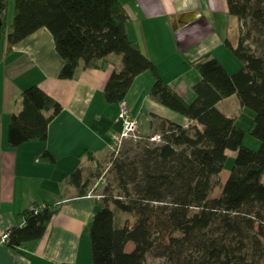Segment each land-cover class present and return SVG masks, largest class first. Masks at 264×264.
<instances>
[{"label": "trees", "instance_id": "trees-1", "mask_svg": "<svg viewBox=\"0 0 264 264\" xmlns=\"http://www.w3.org/2000/svg\"><path fill=\"white\" fill-rule=\"evenodd\" d=\"M227 2L229 15L242 26L237 41L226 39L225 46L243 67L232 75L216 58L197 63L200 81L193 87L195 100L188 103L129 39V17L120 0H16L0 62L20 42L46 28L64 61L59 79H74L80 69H101L110 55H119L121 67L104 90L108 104L126 100L135 78L150 71L155 78L150 97L191 120L188 127L162 121L159 133L144 136L145 142L125 144L144 149L147 162L140 175L137 169L130 173L133 162L122 156L113 160L110 170L122 195L115 197L107 186L100 199L102 209L90 228L92 264H146L150 254L168 264H264V52L256 51L264 46V0ZM235 95L242 109L256 115L251 134L261 142L258 151L243 146L245 131L237 125L238 117L218 108ZM62 110L39 86L27 88L10 121L9 145L47 140L49 126ZM157 119L153 115V125ZM154 135L164 144L150 149ZM229 151L235 152L230 174L219 196L210 198L211 179L223 171ZM87 153L88 160L98 164L93 153ZM38 159L57 161L48 150ZM158 163L173 166L154 169ZM99 176L100 169L87 178L77 169L65 182L85 195ZM60 209L61 204L34 203L21 213V224L7 232V245L18 250L42 239ZM166 233L168 244H158Z\"/></svg>", "mask_w": 264, "mask_h": 264}, {"label": "crops", "instance_id": "crops-1", "mask_svg": "<svg viewBox=\"0 0 264 264\" xmlns=\"http://www.w3.org/2000/svg\"><path fill=\"white\" fill-rule=\"evenodd\" d=\"M120 2L129 17V39L186 102L196 98L193 87L200 81L197 63L216 58L230 74L243 67L225 46L226 39L237 41L231 36L237 18L229 15L227 0ZM15 3L0 0V53L14 20ZM180 21L186 24L179 26ZM63 65L46 28L20 42L0 62V264H92L90 228L102 205L92 189L80 195L65 180L77 169L84 172L93 164L87 152L100 161L110 150V134L122 131L120 104H108L104 98L110 76L121 67V56L110 55L101 69H80L70 80L59 79ZM154 82L150 71L137 76L126 98L141 134L159 133L162 121L190 126L191 120L150 97ZM33 85L57 100L63 110L50 124L47 140L13 148L9 145L10 121L20 110L23 91ZM228 99L218 108L236 117L220 108ZM153 115L158 118L154 125ZM45 150L56 157L55 164L38 159ZM34 203L40 207L61 204V209L42 239L14 250L2 242V236L21 224V213Z\"/></svg>", "mask_w": 264, "mask_h": 264}, {"label": "rangeland", "instance_id": "rangeland-1", "mask_svg": "<svg viewBox=\"0 0 264 264\" xmlns=\"http://www.w3.org/2000/svg\"><path fill=\"white\" fill-rule=\"evenodd\" d=\"M236 25H237V29H235L234 32L231 33V36H234V38H236V40H237L239 37V34H240L239 33L240 26H242V24L239 22L238 19H237ZM245 28H246V26L243 28V30ZM234 33H235V35H233ZM227 51L229 52V50H227ZM256 51L259 54L261 52H264V46L260 49L258 48V50H256ZM230 55H232V54H230ZM232 57H234V56L232 55ZM236 61H238V60H236ZM239 71H237V72H239ZM237 72H235V73H237ZM235 73H233V74H235ZM220 108L222 110H224L225 112H227V114H229L231 116H237L238 117L239 126L245 131V138H244L243 146L252 150V151H258L261 147V142L251 134V131L254 129V122H255V117H256L255 113L248 108L242 109L240 106V102L238 100V97L236 95L232 96V97H230V99L226 100V102H224L220 106ZM140 141L145 142V140H143V139ZM128 142H130V141H126L125 143H123V145L119 149H117L118 150L117 152L110 149L109 152L104 157H102L100 159L98 164L93 163L91 166H89L88 168H86L84 170V177L87 178V176L90 173H94L97 169H100V176L97 179L94 178L92 180L91 189L93 190L94 194L104 196L105 189L107 186H109L110 192H113L115 197H119L120 195H122V190L118 187V183H117L118 181L115 178V174L110 170L113 160H115L116 158H119L120 156H122L121 157L122 160L127 159V160H129V162H133V165H132L133 167L130 168L133 171L130 173H134L135 169H137V172L140 175L141 169L143 168V166L147 162V159L145 158V154L143 153L144 149H143V147H134L131 145H125ZM133 143H137V142H133ZM148 143H149L148 147L150 149H153L156 146H162L164 144L163 140H161L160 142L148 141ZM129 149H131V150L129 152H127ZM123 154H125V155H123ZM229 155H232L233 159L227 160L221 174L218 176H213L211 179L212 180L211 181L212 189L209 192L210 198H215V197L219 196V194L221 192V188H222L223 184L225 183V181L227 180V177L230 174V171H231L232 166L234 164L235 152L229 151ZM172 166H173L172 163H169V164L158 163L157 165H154V167H155L154 169H157V167H163V169L168 170ZM263 182H264V175H263ZM153 204H156V203H153ZM158 205L159 204H156V206H158ZM161 205H169V203H161ZM133 217H134V215L131 214V220L132 221H134ZM174 236L179 237V234L175 233ZM168 242H169V235H168V233H166L158 241V244L164 245V244H168ZM128 249H130V248H128ZM146 264H168V263L164 257H155L154 254H150L147 257Z\"/></svg>", "mask_w": 264, "mask_h": 264}, {"label": "built area", "instance_id": "built-area-1", "mask_svg": "<svg viewBox=\"0 0 264 264\" xmlns=\"http://www.w3.org/2000/svg\"><path fill=\"white\" fill-rule=\"evenodd\" d=\"M118 120L122 124V131L120 133L110 134L111 144L109 148L115 152H117V149H119L126 141L138 142L144 138L140 132L138 121L132 115L131 109L126 100L120 103ZM161 140L162 138L160 135H154L149 139L151 142H160ZM96 197L101 199L103 196L97 195ZM7 239L8 233H5L1 240L6 243Z\"/></svg>", "mask_w": 264, "mask_h": 264}, {"label": "water", "instance_id": "water-1", "mask_svg": "<svg viewBox=\"0 0 264 264\" xmlns=\"http://www.w3.org/2000/svg\"><path fill=\"white\" fill-rule=\"evenodd\" d=\"M192 19V18H191ZM186 24V22L185 21H180L179 22V26H183V25H185Z\"/></svg>", "mask_w": 264, "mask_h": 264}]
</instances>
